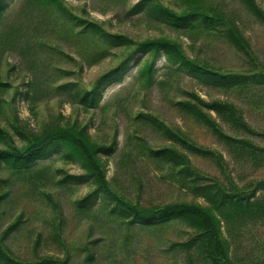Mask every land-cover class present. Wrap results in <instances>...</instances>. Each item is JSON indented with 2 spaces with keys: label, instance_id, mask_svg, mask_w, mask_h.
I'll list each match as a JSON object with an SVG mask.
<instances>
[{
  "label": "rangeland",
  "instance_id": "1",
  "mask_svg": "<svg viewBox=\"0 0 264 264\" xmlns=\"http://www.w3.org/2000/svg\"><path fill=\"white\" fill-rule=\"evenodd\" d=\"M139 1L63 0L73 13L135 43L170 39L198 64L223 72L264 69V19L241 0H150L141 4V11L130 12ZM3 2L0 81L7 85H0V127L10 132L15 143H22L15 127L33 134L54 126L77 127L76 131L85 126L89 144L114 142V151L100 156L106 186L122 200L146 208L174 201L204 203L182 187L169 164L149 152V148L167 146L182 149L165 130L181 131L186 139L220 152L240 185L264 176V166H251L246 156L236 159L208 127L178 105L191 100V92L209 102H232L259 134L243 128L234 132L213 110L208 111L227 132L264 146V83L218 87L200 81L186 67L179 68L163 52L155 57L151 80L145 82L139 69L151 62L152 53L137 51L122 78L104 87L99 106L88 109L66 89L90 87L104 71L120 63L132 46L109 48L106 57L92 63L87 56L97 50L95 44L89 39L76 41L66 33L54 8L47 10L29 0ZM255 2L264 12V0ZM191 3L222 15L236 29L226 32L223 25L207 31L202 23L197 27L200 31L176 29L156 17L160 14L157 4L180 12ZM66 83L71 84L61 87ZM188 154L201 173L225 180L211 156ZM33 164L47 167L39 177L15 181L0 202V235L22 213V221L2 241L13 258L43 260V264H213L197 247L175 245L194 232L184 221L129 222L109 194H94L97 176L63 179L58 186L56 169L73 176L85 174L79 162L63 161L54 152ZM8 174V169L0 170V176ZM221 231L230 243L233 264H264V224H248L240 230L236 224L221 222Z\"/></svg>",
  "mask_w": 264,
  "mask_h": 264
},
{
  "label": "trees",
  "instance_id": "2",
  "mask_svg": "<svg viewBox=\"0 0 264 264\" xmlns=\"http://www.w3.org/2000/svg\"><path fill=\"white\" fill-rule=\"evenodd\" d=\"M29 1H34L47 10H49V7L54 8L58 12L57 17L61 20L62 29L74 40L89 39L94 43L97 50L94 49L87 56L92 63L106 57L110 53L109 48L132 46V50L126 53L125 58L120 63L104 71L90 87H77L74 89L75 85H73L66 89L72 99L85 108L90 109L99 106L104 87L122 78V74L129 69V61L137 51L144 54L152 53L151 62L142 70L139 69V74L144 77L142 79L145 82H150L155 57L163 52L165 57L177 63L179 68L186 67L200 81L212 83L218 87L237 88L245 87L249 83H264V69H252L248 72H223L212 69L206 65L198 64L195 60L187 57L181 48V44L173 40L160 38L135 43L134 40L127 36L107 31L100 23L94 20L73 13L64 4L63 0ZM149 1L141 0L129 11L139 12L142 10L141 4ZM241 1L264 19V12L258 7L255 0ZM157 5L160 14H157L156 17L176 29L200 31L197 27L202 23V28H206L207 31H212L223 25L226 27V32L233 31L234 25L227 18L211 12L210 9H206L197 3L186 5L180 12L164 4ZM5 9L6 5L3 0H0V16L5 12ZM42 10L44 12V9ZM240 47L245 52L249 51L243 43L240 44ZM1 84L7 85L6 82L0 81ZM70 84L66 83L61 85V87L64 88ZM190 97L191 100L189 101L178 102L180 108L208 127L227 150L234 153L236 159L240 156H246L250 159L249 163L251 166H264V146L258 145L238 133L227 132L208 111L213 110L221 121L234 132L241 131L243 128L251 134H259L243 119L234 103L217 100L205 101L194 92L190 93ZM80 128V130L76 131L77 127H70L69 129L67 127L54 126L46 130L42 129L43 131L40 133L30 134L15 127V132L20 137L19 140L22 141L18 145L10 132L0 127V170L2 168L9 170V174L6 177L0 176V202L8 196L15 181L16 183L18 180L24 181L31 175L41 176L47 165L37 168L33 164L35 160L48 158L56 152L57 157L63 159V161L69 163L79 162V165L86 172L82 175L73 176L71 174H63L62 169L58 168L56 169V177L58 178L55 180L58 186L62 184L63 179L95 178L97 176L98 178H95L97 187L94 190V194L100 192L109 194L113 201L122 206L124 209L122 210V215L129 218V222L144 221L150 224L155 221L172 222L176 219L184 221L187 227L193 229L194 232L189 235L187 240L178 242L175 245L186 248L197 247L201 254L213 264H233L229 254L231 251L230 243L222 235L221 222L236 224L240 230L248 226V224H264V176L241 185L238 184L228 170L220 152L204 148L196 142L186 139L181 131L176 133L165 130L166 135L178 142L183 150L174 146H167L161 149L149 148V152L160 162L169 164L172 173H174L175 178L182 187L194 196L201 197L204 203L174 201L146 208L132 205L128 201L122 200L115 196L110 188L106 186L100 162L102 154L107 155L108 152L114 151L112 146L114 142L108 145L99 144V146H93L89 144L87 132L83 130L85 126ZM188 152L211 156L222 170L225 180H219L217 177L201 173L192 163ZM46 195L49 197V194ZM56 204L59 206V202ZM21 217L22 213L17 216V219L15 218V221L4 227L5 229L0 235V264H43L45 263L43 260L22 262L17 258H13L8 253V248L2 243L15 225L17 226L22 221ZM39 237L40 235L38 240ZM89 259L92 260V257Z\"/></svg>",
  "mask_w": 264,
  "mask_h": 264
}]
</instances>
